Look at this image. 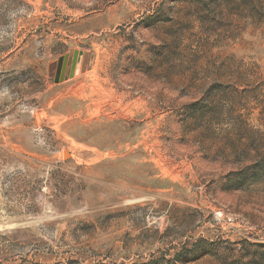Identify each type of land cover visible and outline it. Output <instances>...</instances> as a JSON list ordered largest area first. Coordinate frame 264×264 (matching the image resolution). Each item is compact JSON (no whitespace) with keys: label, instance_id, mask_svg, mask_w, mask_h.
Wrapping results in <instances>:
<instances>
[{"label":"rangeland","instance_id":"rangeland-1","mask_svg":"<svg viewBox=\"0 0 264 264\" xmlns=\"http://www.w3.org/2000/svg\"><path fill=\"white\" fill-rule=\"evenodd\" d=\"M0 264H264V0H0Z\"/></svg>","mask_w":264,"mask_h":264}]
</instances>
